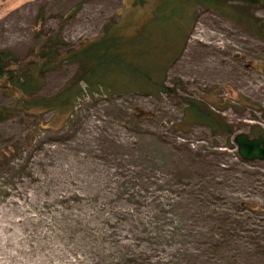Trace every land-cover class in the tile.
<instances>
[{"label":"rangeland","instance_id":"rangeland-1","mask_svg":"<svg viewBox=\"0 0 264 264\" xmlns=\"http://www.w3.org/2000/svg\"><path fill=\"white\" fill-rule=\"evenodd\" d=\"M134 1L0 0V48L17 68L48 37L65 52L109 21L123 34L119 25L156 2L131 10ZM173 10L193 11L165 74L173 93L84 89L65 124L64 114L36 109L0 121V264H264V160L242 161L233 142L264 130V37L193 1ZM240 12L264 20V6ZM52 66L44 96L78 68ZM14 99L0 88V107ZM186 99L219 114L230 133L181 126Z\"/></svg>","mask_w":264,"mask_h":264},{"label":"trees","instance_id":"trees-1","mask_svg":"<svg viewBox=\"0 0 264 264\" xmlns=\"http://www.w3.org/2000/svg\"><path fill=\"white\" fill-rule=\"evenodd\" d=\"M158 1L160 0L149 5L150 8L141 20L127 19L124 25H119L125 27L124 33L128 35L112 31V21H109L98 38L65 52H59L56 48L59 43L66 45L64 42L48 37L36 52V60L26 66L12 68L10 62L17 58L8 49L0 48V88L15 98L10 106L0 107V121L19 109H36L64 114L65 124L73 113L75 101L83 95L84 89L90 96L135 91L147 95L173 93V87L165 82L166 70L180 56L193 20V11L188 10L184 16L174 15L175 4L193 1L222 16L232 18L241 25L248 24L249 32L264 37V20L240 15L241 9L252 14L254 7L264 6V0ZM145 2L146 0H135L131 10H142ZM55 62H75L78 68L73 77L54 95L44 96L40 94L39 88L45 71L52 68ZM186 101L187 108L180 121L181 126L199 123L211 131L222 128L230 133V126L219 114L196 100ZM251 132L252 137L264 135V130L258 126H253Z\"/></svg>","mask_w":264,"mask_h":264},{"label":"water","instance_id":"water-1","mask_svg":"<svg viewBox=\"0 0 264 264\" xmlns=\"http://www.w3.org/2000/svg\"><path fill=\"white\" fill-rule=\"evenodd\" d=\"M233 142L241 159L264 160V135L252 137L245 132H240L234 136Z\"/></svg>","mask_w":264,"mask_h":264}]
</instances>
